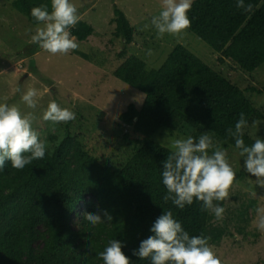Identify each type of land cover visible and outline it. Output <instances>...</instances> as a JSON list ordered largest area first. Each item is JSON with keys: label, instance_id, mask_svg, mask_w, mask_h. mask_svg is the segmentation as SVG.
Wrapping results in <instances>:
<instances>
[{"label": "trees", "instance_id": "16d2710c", "mask_svg": "<svg viewBox=\"0 0 264 264\" xmlns=\"http://www.w3.org/2000/svg\"><path fill=\"white\" fill-rule=\"evenodd\" d=\"M244 3L251 4L252 10L237 8V0H193L187 13L188 30L218 52L220 62L227 59L252 72L264 63V0ZM41 5L51 11V0L12 1L13 8L33 24L38 23L31 9ZM114 6L112 21L116 35L124 39L121 53L125 54L136 30L124 11ZM92 33V26L78 31V39ZM34 45L33 53L39 47ZM132 59L113 71L116 78L145 94L141 106L129 103L116 120L129 129L127 158L97 156L78 134L71 130L62 134L57 126L43 159L33 160L22 170L6 161L0 169V264H103L99 253L113 239L126 244L122 250L131 264H151L150 259L140 260L132 252L152 234L157 217L168 210L190 236L203 235L212 244L224 236L228 224H221L227 218L215 226L211 223L215 215L209 217V211L201 210L202 202L194 199L184 209L163 202L167 190L162 161L172 149L158 137L185 138L207 132L221 147L235 146L227 129H235L240 113L248 123L263 117L247 94L263 90L255 85L241 87L181 43L158 67L147 68L145 61L139 67ZM243 139L246 145L253 144L247 131ZM238 178L236 174L234 182ZM255 202L251 199L250 205ZM104 210L112 216L111 222L92 226L84 219L86 212ZM239 212L235 225L244 223L237 231L246 232L251 220L248 209Z\"/></svg>", "mask_w": 264, "mask_h": 264}, {"label": "rangeland", "instance_id": "374dc122", "mask_svg": "<svg viewBox=\"0 0 264 264\" xmlns=\"http://www.w3.org/2000/svg\"><path fill=\"white\" fill-rule=\"evenodd\" d=\"M12 1L0 0V103L16 105L26 114L33 110L22 102L21 94L29 87L38 90L37 119L33 122V128L46 144L45 155H48L51 147L48 139L58 133L57 126H60L62 134L70 130L78 134L97 156L117 161L127 158L129 129L116 120L129 103L141 106L145 94L116 78L113 71L130 58L139 67L144 66V61L149 63L145 65L147 68L158 67L178 43L184 44L215 69L223 71L225 76L241 87L255 85L263 90L247 93L263 112V117L253 118L244 131L249 133L253 143L257 138L264 139V63L248 72L239 69L230 60L220 62L218 52L188 29L179 35L165 34L163 38L157 37L153 27L141 30L145 24H150L153 16L159 14L162 0H71L80 16L79 22L71 30L79 46L68 54L55 55L40 47L35 53L32 52L35 45L31 42V35L40 25L31 23L13 8ZM114 5L124 11L136 30L135 40L127 46L125 54L121 53L125 47L124 39L116 35V24L112 21ZM90 26L93 33L79 40L78 31ZM79 52L92 58L81 56ZM18 87L21 92L16 91ZM53 100L62 108L72 110L76 118L58 124L44 121L43 112ZM253 121L259 123L253 125ZM194 135L191 136L199 138ZM158 138L171 145V141L181 136L159 135ZM223 148L227 150L228 161L239 178L233 182L225 200L214 201L229 212H224L222 219L227 218V221L221 224L228 226L224 228L225 234L220 242L209 245L221 264H264V232L253 224L256 209L264 208V188L257 186L256 178L247 173L244 158L235 146ZM254 192L256 195H253ZM251 199L256 201L254 206L250 205ZM245 209H248L251 218L245 228L247 233L237 231L238 225L240 227L244 222L235 225L241 213L239 211ZM211 214L209 211V217ZM222 219L213 216L211 223L216 226Z\"/></svg>", "mask_w": 264, "mask_h": 264}, {"label": "clouds", "instance_id": "9594fccd", "mask_svg": "<svg viewBox=\"0 0 264 264\" xmlns=\"http://www.w3.org/2000/svg\"><path fill=\"white\" fill-rule=\"evenodd\" d=\"M193 0H162L161 11L151 18L150 24L143 29L153 27L158 38L165 34L179 35L191 26L187 13ZM237 8L245 12L252 10V5H245L244 0H237ZM32 17L40 25L31 35V42L50 54H68L78 48L76 37L71 29L80 20L77 7L71 0H51V11L46 5L33 7ZM151 55V50H149ZM17 92H21L18 87ZM38 90L29 87L21 94L22 102L33 111L22 113L16 105L0 103V169L10 161L15 169L22 170L33 160L43 159L46 152L45 142L39 139V133L33 128L37 119ZM76 118L75 113L56 101H50L43 112L42 119L52 124L67 123ZM253 125L258 121H253ZM248 121L244 113L239 114L235 129H227V135L234 139L235 148L244 158V168L255 177L256 185L264 188V139L257 138L251 146L245 144L244 129ZM171 153L162 161V182L166 194L164 203H171L184 209L192 205L194 199L202 202L201 210L212 212L216 219H222L224 207L214 201H223L229 196V189L236 179V172L227 158V150L207 132L195 138H177L171 141ZM253 195H256L254 192ZM253 224L264 232V208L256 209ZM84 219L92 226L111 222L112 216L104 210L86 212ZM152 233L143 239L132 254L140 260L150 259L151 264H221L209 245V238L190 236L180 221L174 218L171 210L163 211L150 228ZM126 244L113 239L99 253L103 264H131L123 248Z\"/></svg>", "mask_w": 264, "mask_h": 264}]
</instances>
